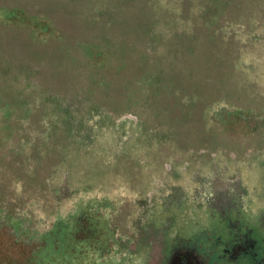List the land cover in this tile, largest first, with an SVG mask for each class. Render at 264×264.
<instances>
[{"label": "rangeland", "instance_id": "obj_1", "mask_svg": "<svg viewBox=\"0 0 264 264\" xmlns=\"http://www.w3.org/2000/svg\"><path fill=\"white\" fill-rule=\"evenodd\" d=\"M4 7L23 19H0V264L98 260L68 250L83 245L66 234L78 209L134 239L141 212L157 217L179 194L204 207L241 169L264 205V0ZM217 226L199 239H216Z\"/></svg>", "mask_w": 264, "mask_h": 264}, {"label": "flooded vegetation", "instance_id": "obj_2", "mask_svg": "<svg viewBox=\"0 0 264 264\" xmlns=\"http://www.w3.org/2000/svg\"><path fill=\"white\" fill-rule=\"evenodd\" d=\"M7 10L20 13L17 8H0V19L3 22L15 21L17 17L8 14ZM19 16L23 19L21 13ZM31 17L34 16L27 19ZM26 100L32 101V98ZM253 129L263 130L262 126ZM252 176V173L243 169L240 174L235 171V175L228 176V180L217 187L218 190L207 194L209 202L205 201L204 207L198 204L191 206L186 197L179 194L172 206L158 212L157 217L149 216L148 211L141 212L130 229L132 233L136 231L134 239L116 238L113 235L114 229L108 228L109 219L101 212L93 214L85 207L69 216L70 230L67 236H73L72 241L78 240L75 242L84 244L83 247L79 246V261V258L88 254V247L100 256L98 260L80 264H116L111 262L110 255L124 253L126 250L129 253L131 248L135 253H140L137 264H264V205L260 203L259 191ZM199 214L201 219L197 217ZM168 219L169 222L165 223ZM199 220L204 222L199 223ZM210 220L218 225L217 228H222L221 235L216 239H199L197 233L210 232L206 230ZM15 228H11L13 233ZM16 231L18 238L27 232L24 229ZM35 235L39 239L44 238L42 233L36 232ZM131 245L133 247H129ZM121 257L126 259V256Z\"/></svg>", "mask_w": 264, "mask_h": 264}, {"label": "trees", "instance_id": "obj_3", "mask_svg": "<svg viewBox=\"0 0 264 264\" xmlns=\"http://www.w3.org/2000/svg\"><path fill=\"white\" fill-rule=\"evenodd\" d=\"M67 222H68V221H67ZM68 224H69V222H68ZM68 224H65V226L67 225V226H66V229L69 228V227H68V226H69ZM63 225H64V222H63ZM67 233H68V232H67ZM67 233H66V234H67ZM67 243H68V242H67ZM75 243H76V242H75ZM82 244H83V243H82ZM83 245H84V244H83ZM82 247H83V246H82ZM69 249H72V251H76L75 253H77V252L79 251V246H78L77 243H76L73 247H68V250H69ZM78 255H79V254H78ZM77 257H78V256H77Z\"/></svg>", "mask_w": 264, "mask_h": 264}]
</instances>
